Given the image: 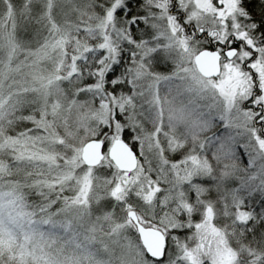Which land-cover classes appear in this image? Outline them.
<instances>
[{
  "label": "snow or ice",
  "instance_id": "1",
  "mask_svg": "<svg viewBox=\"0 0 264 264\" xmlns=\"http://www.w3.org/2000/svg\"><path fill=\"white\" fill-rule=\"evenodd\" d=\"M0 264H264V0H0Z\"/></svg>",
  "mask_w": 264,
  "mask_h": 264
}]
</instances>
